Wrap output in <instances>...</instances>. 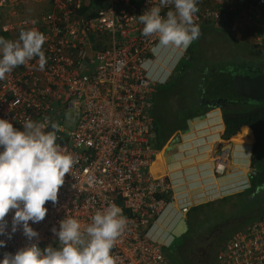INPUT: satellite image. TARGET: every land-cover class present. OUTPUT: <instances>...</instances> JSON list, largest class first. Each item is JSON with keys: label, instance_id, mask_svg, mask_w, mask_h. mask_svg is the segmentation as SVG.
<instances>
[{"label": "built area", "instance_id": "obj_1", "mask_svg": "<svg viewBox=\"0 0 264 264\" xmlns=\"http://www.w3.org/2000/svg\"><path fill=\"white\" fill-rule=\"evenodd\" d=\"M29 1L0 0V29L15 34L13 40L21 28L41 31L46 36L42 46L46 64L40 70L38 58H33L0 80V117L13 120L17 127L26 119L43 123L46 130L51 122L58 123L63 131L57 133V143L76 162L65 176L58 202H46L45 218L32 225L37 238L29 240L22 228L9 238L13 213L6 215L7 230L0 236L6 245L0 248V259L34 242L41 248L55 245L52 229L59 228L66 214L86 226L97 209L115 203L127 217L113 248L117 264H174L164 242L152 233L159 217L177 201L169 176L151 170L156 127L150 113L152 94L156 85L166 81L159 74L170 69L162 70L157 62L158 52L166 53L165 47H156L157 35L141 34L138 15L152 3L50 0V10L40 15L7 16ZM198 7L195 23L200 28L211 24L242 35L254 27L257 43L264 41V0H198ZM191 44L175 48L180 58H190ZM232 151L229 143L213 150L215 173L227 170ZM250 168L239 186L250 183L249 175L256 171ZM194 201L182 197L179 211L188 213ZM216 264H264V215L224 241Z\"/></svg>", "mask_w": 264, "mask_h": 264}, {"label": "clouds", "instance_id": "obj_2", "mask_svg": "<svg viewBox=\"0 0 264 264\" xmlns=\"http://www.w3.org/2000/svg\"><path fill=\"white\" fill-rule=\"evenodd\" d=\"M150 3L152 6L139 14L138 20L143 25V36L157 35V48L186 49L199 38L201 30L195 23L198 0ZM45 40L46 36L33 28H21L15 40L0 36V80L33 58H38L39 69L43 70ZM49 128L32 119L17 127L13 120L0 117V236L7 230L5 217L11 211L8 237L22 228L29 240L37 238L39 233L32 225L45 218L46 202H58L65 176L76 161L57 143V133L63 128L56 122H51ZM126 225L127 217L115 203L97 209L86 226L78 217L66 214L59 228L52 229L55 245L41 248L39 243H31L14 253L6 252L0 264H117L113 248ZM5 245L6 240L0 239V248Z\"/></svg>", "mask_w": 264, "mask_h": 264}, {"label": "rangeland", "instance_id": "obj_3", "mask_svg": "<svg viewBox=\"0 0 264 264\" xmlns=\"http://www.w3.org/2000/svg\"><path fill=\"white\" fill-rule=\"evenodd\" d=\"M50 8V0H30L28 3L22 5V8L18 12L12 14L7 12V16L17 17L20 15V17H23L30 15H40L41 13H45L46 11L50 10ZM260 21L262 23L263 18L259 19V22ZM203 26L204 32H202L199 38L194 40L191 44V47H193L192 51H195L196 56L198 57V65H200V67L205 65L210 68H216V74H220L222 69L228 71L231 70L235 65H237V69H239L241 66H239L238 63L241 59L252 60L251 63L248 62L249 65L264 60V41L261 44L257 43L256 28L252 27L247 31V33L241 35V33L231 32L228 29H214L211 24H204ZM165 49L169 59L164 60L166 56L165 52H158L157 62L162 65L161 69L163 70V67L171 68L173 65H175V62H177L176 66H179L178 68H180L182 64H184L185 58H180L181 55L179 50L171 47H165ZM188 53L190 54L189 51ZM186 63L189 64L190 61ZM174 71L177 72V68L176 70L174 69ZM174 71L172 75L170 74L167 81L161 86L163 89H161L157 94H152V97L155 98V105L158 106L159 113L165 118H170V124L176 123L175 131L171 136L177 134L179 131V122H177V120L172 121L173 118L177 116L178 112H180V110L176 109L181 106V99L184 98V100H186L187 98L184 90H176L173 98H167V96L171 94L169 89H174V83L178 79V74L176 75V72ZM168 99L172 100L170 101L172 103L171 106ZM189 106L190 105H187L184 108H189ZM156 108L153 107L150 112L155 118V125H157L159 122V116L157 114L158 112H156ZM201 116L204 117V114L191 116L193 128L190 131L184 132L180 135V143H184L185 145L187 144L188 149L190 148L189 142L195 140V133L200 134L199 126L203 125ZM205 119H203V121ZM165 121L167 122V119ZM70 125H73L72 121ZM198 134H196V136H198ZM253 141L254 138L251 144ZM232 145L234 151L231 153V164L229 163V166L224 173H215L216 175L215 179H213V182L209 181V183L204 185L205 188H209L210 190L208 193L204 191L202 196L199 194V196L194 199L198 204L205 203L208 200L216 199L220 197L219 195L223 196L231 194L243 189H247L251 186V182L240 186L238 185L239 180H241L242 177H246L251 169L250 158L252 157V152L250 151V144H238L233 141ZM207 159L205 162H209V159ZM245 163L247 164V167L244 168L243 166ZM233 164H240L241 167H233ZM170 166L169 169H171ZM233 175L236 176L233 178ZM249 178L251 179L250 176ZM263 197L264 193L263 196L260 197V205H257V208L251 210V212H247L245 209L235 208L225 209L226 211L224 213L218 212L217 210L210 216H207V222H205L202 227H210V230L208 231L209 234L213 232L212 236L214 238V242L222 243L228 240L236 230L244 227V223L250 221L252 222V220L264 215ZM169 210L171 211L168 212ZM187 216L189 215L187 213L182 214L178 207L175 209L170 208L159 217V219L156 221L155 229L152 231V233H154V235L158 237L160 241L164 242V251L170 259L173 258L175 260H180V253L184 250L186 244L185 238H187L192 231H196V228L191 229L189 227V220ZM191 218L194 221L193 227L199 228L196 219L192 216ZM185 224L187 225L186 229L183 228ZM193 232L191 234H193Z\"/></svg>", "mask_w": 264, "mask_h": 264}, {"label": "trees", "instance_id": "obj_4", "mask_svg": "<svg viewBox=\"0 0 264 264\" xmlns=\"http://www.w3.org/2000/svg\"><path fill=\"white\" fill-rule=\"evenodd\" d=\"M0 36L12 40L16 38L15 34L6 33L1 29ZM192 48L189 49L190 58L184 60V64L178 68V79L174 83V89H169V91L174 92L184 90L187 95L186 100H184V96L182 97L181 106L176 109L180 112L176 113L177 116L172 121L177 120L179 122L183 118L207 112L214 107H221L224 122L227 126H225L221 136L220 145L232 143L233 141L251 144L254 134L249 116H253L255 127L258 130L257 142L252 149L251 166L257 171H262L261 174L259 173V175L251 178V186L247 189L223 195L205 203L192 205L187 213L189 215L187 218L189 227L191 229L196 228V231L193 229V234L191 232V235L189 234L185 238L186 244L184 250L180 253V260L169 258L174 264H216L217 252L224 242H214L213 232L209 234L208 231L210 227L204 228L202 225L207 222V216L217 210L224 213L225 209L235 208L251 212V210L257 208V205H260L259 200L264 193V130L260 126V121L264 120V116L260 109L257 110L250 104L245 103L246 97L239 94L235 89L233 73H243L237 69V65L233 66L231 70L225 71L222 69L220 74H216V68L205 65L200 67L198 65V57L196 52L192 51ZM189 61L190 63L187 64L186 62ZM241 63L242 60L239 61L238 65L240 66ZM233 103H236L237 106H233ZM187 105L190 106L185 109L184 107ZM170 122V118L159 116V122L155 127L156 141L166 139L174 133L176 123L170 124ZM191 216L196 219L200 230L198 227H193L194 221ZM250 222L244 224L247 225Z\"/></svg>", "mask_w": 264, "mask_h": 264}, {"label": "crops", "instance_id": "obj_5", "mask_svg": "<svg viewBox=\"0 0 264 264\" xmlns=\"http://www.w3.org/2000/svg\"><path fill=\"white\" fill-rule=\"evenodd\" d=\"M211 26L214 29H216V27H214L213 25ZM203 27L201 28V33L204 32ZM167 59L169 58L167 57ZM176 63L177 62H175V67L177 68V72L174 71L175 67L173 65L170 69H168L164 73L159 74L161 75V79L163 80L166 79L167 81L170 74L171 75L173 74V71L176 72V75L178 74L179 66H176ZM162 85L163 83H160L157 86H155L153 90V94L155 93L157 94L161 89H163L161 87ZM169 92L171 94H169L167 98L169 97L171 99L175 95V92L171 90ZM153 101H154V107L155 108L157 107L156 112H158L157 113L158 116H162L159 113L158 106L155 105V98H153ZM170 101L172 100H169V102ZM171 104L172 103L170 102V106ZM203 114L204 117L201 116L203 125L199 126L200 134L195 133L194 136L195 140L189 142L190 143L189 149L187 144L185 145L184 143H180L181 142L180 135L184 132L190 131L193 128L191 117H186L181 119V121H179L178 123L179 131L177 134L168 137L166 139H161L159 142L156 141L155 130L153 132L152 147L154 149V158H153L154 172L153 171L152 172L155 175H161V174L168 175L169 178L172 180L174 184V195L177 198V201L173 203L172 209H175L176 207L179 206V200H181L182 197H188L189 200L194 201V199H196L199 196V194L200 196H202V194H204V191L208 193L210 189L205 188L204 185L209 183V181L213 182V179H215L216 174L213 169L211 154L213 150L217 149L218 146H221L220 145L221 136L223 134L225 126L227 125L224 122L223 110L221 107H214L213 109L207 112L199 113L197 115H203ZM203 119L205 120L203 121ZM196 134H198V136H196ZM238 144H248V143H238ZM249 147L251 149L250 151L252 152L253 147L251 145ZM207 158L209 159V162L208 161L205 162ZM250 164H251V158H250ZM169 166L171 167V169H169ZM232 166L236 168L241 167L240 164H233ZM243 167L244 168L247 167V164L245 163ZM151 170H152V164H151ZM235 176L236 175H233L232 177L234 178ZM154 226H156V223ZM183 228L186 229L187 225L185 224Z\"/></svg>", "mask_w": 264, "mask_h": 264}, {"label": "water", "instance_id": "obj_6", "mask_svg": "<svg viewBox=\"0 0 264 264\" xmlns=\"http://www.w3.org/2000/svg\"><path fill=\"white\" fill-rule=\"evenodd\" d=\"M201 30V28H200ZM234 75V87L239 94L253 100H264V73L254 71L247 74L237 72ZM253 147V143L250 144Z\"/></svg>", "mask_w": 264, "mask_h": 264}, {"label": "flooded vegetation", "instance_id": "obj_7", "mask_svg": "<svg viewBox=\"0 0 264 264\" xmlns=\"http://www.w3.org/2000/svg\"><path fill=\"white\" fill-rule=\"evenodd\" d=\"M242 63H241V67H239L238 70H240L243 73L240 74H247V73H251V71H254L256 74H260V73H264V60L256 62L252 65H249L248 62H252V60H248V59H241ZM239 73V72H238ZM240 100V99H238ZM253 99H249L246 97V100L244 101L245 103L250 104V106L255 107L257 110L260 109L263 113L264 116V100H254V102H252ZM233 106H237L236 103H233ZM250 121H251V125H252V130H253V134H254V144L257 142V136H258V130L255 127V122L253 121V116H249ZM260 126L262 127V129L264 130V120L260 121ZM253 144V146H254ZM251 165V164H250ZM251 167V166H250ZM262 171H255L254 174H250L249 176L252 178L253 176H257L259 175V173L261 174ZM249 180L251 181V179L249 178Z\"/></svg>", "mask_w": 264, "mask_h": 264}, {"label": "bare ground", "instance_id": "obj_8", "mask_svg": "<svg viewBox=\"0 0 264 264\" xmlns=\"http://www.w3.org/2000/svg\"><path fill=\"white\" fill-rule=\"evenodd\" d=\"M229 144H231V143H229ZM153 164H154V162L152 163V171L154 172V170H153ZM161 175H164V174H161Z\"/></svg>", "mask_w": 264, "mask_h": 264}]
</instances>
